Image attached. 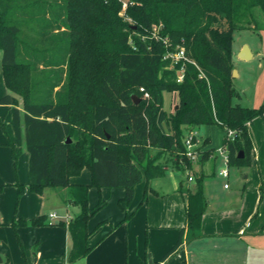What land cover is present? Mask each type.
Segmentation results:
<instances>
[{
	"label": "trees",
	"instance_id": "trees-1",
	"mask_svg": "<svg viewBox=\"0 0 264 264\" xmlns=\"http://www.w3.org/2000/svg\"><path fill=\"white\" fill-rule=\"evenodd\" d=\"M27 12L48 21L32 46L19 17ZM245 30H264V0H130L126 9L120 0H0L1 65L11 92L0 105L12 107L18 147L24 138L29 191L41 195L46 188L67 187L69 201L80 208L68 225L69 261L92 250L89 222L104 203L90 211V188L124 189L121 203L128 206L144 176L149 183L163 178L169 166L192 171L185 142L194 129L235 130L229 166H251L248 124L264 119V105L234 103L241 99L233 78L234 34ZM42 44L48 51L40 56ZM177 48L189 62L165 59ZM12 93L22 98V110ZM164 93L178 95V109L166 115L168 133L159 125ZM211 153L203 151L201 162ZM85 169L91 185H72ZM206 177L196 175L195 189L187 193V228L193 232L201 229L208 207ZM15 186L21 197L25 187ZM45 219L15 220L12 226H41ZM184 233L162 261L183 245Z\"/></svg>",
	"mask_w": 264,
	"mask_h": 264
},
{
	"label": "crops",
	"instance_id": "crops-1",
	"mask_svg": "<svg viewBox=\"0 0 264 264\" xmlns=\"http://www.w3.org/2000/svg\"><path fill=\"white\" fill-rule=\"evenodd\" d=\"M242 48L243 46L237 51L233 50V59L236 57L238 61H243L237 57ZM250 52L252 60L255 55L253 51ZM257 56L263 57L264 51L258 52ZM0 67L4 84L1 64ZM4 92L5 95L10 94L6 87ZM234 103L240 104L238 100ZM262 105L263 102L253 108ZM177 106L178 96L173 109ZM0 108L12 113L11 106L0 105ZM9 118L12 121V115ZM202 127L193 132L202 140L203 146L207 145L205 151H215L217 146L212 145V136L202 131ZM164 132H169L167 125ZM248 132L253 146L252 164L249 166L252 180L240 184L235 190L226 189L217 200L209 201L206 197L208 207L199 231L193 232L187 228L186 217L187 193L194 191L195 185L191 186V183L195 182V177L187 172L186 181L176 182L169 191L163 190L161 186L153 187L150 181L144 188V193L147 189L151 190L149 193L147 191L148 198L144 194L143 203L147 201L146 205L140 207L141 211L139 209L130 215L131 221L125 225L118 227V222L129 215V211L122 212V216L118 215V219L113 220L115 223L112 219H105L104 226L99 230L96 220H90L89 245L92 250L86 257L75 262L69 261L67 256L72 247L68 225L78 215L72 212L77 206L69 201L67 187L46 188L41 195L29 191V155L23 138L20 149L22 152L25 149L24 181H15L10 177L4 181L0 175V192L4 189L8 191L7 198L0 201L2 264H264V119L257 118L249 123ZM224 139L225 136L218 148L223 146ZM9 142L14 144L11 140ZM217 158L216 154L214 158L201 162V156L195 168L201 169L199 172L208 177L204 172V165L208 160ZM27 170L28 179L25 177ZM170 170L175 171L169 166L168 171ZM190 177L192 181H189ZM17 182L26 189L21 197L15 186ZM87 182V178L70 180L72 185H87ZM140 189L139 184L135 190L136 197ZM117 196L122 200L125 190H118ZM134 207L135 204L132 209ZM52 214L56 218L50 217ZM41 216L46 217L41 226H12L15 220L30 221ZM183 229V245L167 260L162 261L177 243ZM104 247L108 253L102 256L99 251Z\"/></svg>",
	"mask_w": 264,
	"mask_h": 264
},
{
	"label": "rangeland",
	"instance_id": "rangeland-1",
	"mask_svg": "<svg viewBox=\"0 0 264 264\" xmlns=\"http://www.w3.org/2000/svg\"><path fill=\"white\" fill-rule=\"evenodd\" d=\"M124 4L128 3L130 0H120ZM28 15L20 14V20L24 26L23 28V37H26L29 41H27V45L32 46L33 42L41 41L40 34L43 29V26L47 24V20L43 17L35 21L31 18V13L27 12ZM32 19V20H31ZM132 23V21H130ZM44 30V29H43ZM241 46H248L251 51H253L255 57L249 61H238L236 57L233 59L234 70L236 71L238 76L234 78V87L240 93L241 100H238L239 103L243 107L253 108L262 102L264 103V56L258 57L257 53L264 51V30L255 31V30H245L238 31L234 34V43L233 50L237 51ZM47 46L45 44L40 45L38 49V54L42 56L43 53L47 52L45 50ZM242 48V49H243ZM3 53L0 52V64ZM239 57V53L237 54ZM2 75H1V67H0V97L5 95L4 92V84H2ZM7 93H11L7 89ZM19 101V108H23V100L21 97L12 93ZM177 93H164V105L162 114L159 118V125L163 131H166V115L170 114L174 111V107L177 102ZM173 103V106H172ZM165 113V114H164ZM11 111H8L5 108H0V175L6 181L8 177L15 181H24V165H25V156L24 151H21L20 147L16 144V139L14 135V130L11 124ZM263 121V120H261ZM202 131H206L212 136V145L217 146L214 147L217 150L218 146L221 145V140L223 136H226L225 130L220 128L219 126H203ZM9 140L14 143V149L10 145ZM207 145H204L201 148V152L205 151ZM14 152L18 155L17 160L14 159ZM215 155L211 153L209 158H214ZM192 162V171L190 174L192 177L198 175L201 169L195 168V164L198 162ZM28 166V165H27ZM223 158L218 154L217 159L208 160L204 165V172L209 175L204 179V195L209 199V201L217 200L220 196L222 197L225 190L229 189V191L235 190L239 187L240 184L252 180L250 175V167H230L227 169L229 171L228 178L222 177L220 175V171L224 168ZM28 168V167H27ZM28 179V170L26 171ZM249 177L248 179H243V177ZM87 178L89 184L91 185V175L88 169H85L79 177H75L73 179H83ZM187 172L183 171H168L164 178L161 180H154L150 182V185L153 187L161 186V188L165 191H169L176 182H180L182 180L186 181ZM147 184L146 177L144 176L143 181L140 184V192L138 193V197L135 196L134 200L130 205H126L125 203H121L120 197L117 196L118 190H122L120 188L116 189H108V188H90L89 190V209L90 211H94L97 209L98 205L103 202L104 205L100 207L95 215L94 219L96 220L97 230L101 229L105 222V219L115 220L118 215L122 216V212L126 213L129 211V215H133V213L137 212L142 205H146L144 201V188ZM196 183L192 182L191 186H194ZM227 186V187H226ZM1 188V186H0ZM54 190V189H51ZM151 190H148V193ZM6 189L0 192V201L3 202L7 198ZM148 198V196H147ZM135 204L134 209H132V205ZM75 214L80 213V208L76 207L72 210ZM126 218V216H124ZM122 219L118 222V227L125 225L128 221H131L130 218L127 222H124L125 219ZM118 219V218H117ZM116 219V220H117ZM115 220V221H116ZM119 221V220H118ZM114 222V221H113ZM115 223V222H114ZM106 247L100 249L102 256L106 255L108 252L105 250Z\"/></svg>",
	"mask_w": 264,
	"mask_h": 264
},
{
	"label": "built area",
	"instance_id": "built-area-1",
	"mask_svg": "<svg viewBox=\"0 0 264 264\" xmlns=\"http://www.w3.org/2000/svg\"><path fill=\"white\" fill-rule=\"evenodd\" d=\"M128 6V3L124 4V9H126ZM171 58L174 63L178 62H189V60L185 57V51L184 49H179L177 48L175 53H167L165 56V59ZM183 70L181 71L179 77H178V82H182L183 80ZM140 91L143 93V99H149L150 95L147 93L143 88L140 89ZM226 136H225V143L223 144L222 147L218 148L217 150L213 151L214 155H220L223 158V162L225 167L221 169L220 175L222 177L228 178L229 176V171L227 167L229 166V155H228V145L230 142L234 140V138L237 135V132L235 130L227 129L225 131ZM186 157L190 161L198 162L200 157L202 156L201 148L203 147V142L200 140L197 135L194 132L189 133V135L186 138ZM193 179L190 177L189 181H192ZM227 187V186H226ZM50 217L56 218L55 214H52Z\"/></svg>",
	"mask_w": 264,
	"mask_h": 264
},
{
	"label": "water",
	"instance_id": "water-1",
	"mask_svg": "<svg viewBox=\"0 0 264 264\" xmlns=\"http://www.w3.org/2000/svg\"><path fill=\"white\" fill-rule=\"evenodd\" d=\"M239 58L243 61H249L251 59V52L248 46H244V48L242 49ZM235 76H237L236 71H233V78H235ZM133 100L136 104H139L141 102V98L137 97V96H133ZM176 110L178 109V106L175 108ZM67 144H71V139L68 138L67 140ZM240 157L243 158V154H240ZM0 264H2V259L0 257Z\"/></svg>",
	"mask_w": 264,
	"mask_h": 264
}]
</instances>
